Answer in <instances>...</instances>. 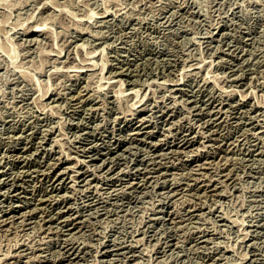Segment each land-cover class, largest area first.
Instances as JSON below:
<instances>
[{
	"label": "rangeland",
	"instance_id": "374dc122",
	"mask_svg": "<svg viewBox=\"0 0 264 264\" xmlns=\"http://www.w3.org/2000/svg\"><path fill=\"white\" fill-rule=\"evenodd\" d=\"M41 2L44 3L42 6ZM105 10L108 11L106 14H104L106 12ZM92 12H96L98 15L95 16L96 13L94 14ZM99 12L103 15L101 16ZM90 13L94 14V16L91 14L90 17H88ZM80 17L83 20L79 19ZM80 20L83 23H80ZM98 21H102L100 22L101 24H99ZM39 22L46 23H44V32L47 29L49 35L47 32H43L44 34H33L29 35V37L24 30ZM93 22L96 25L92 24ZM75 25L77 26L73 30V26ZM86 25L90 28L88 27L87 29ZM79 26H82L81 28L84 29L82 33L78 31V29H81ZM16 30L18 32H16ZM85 30L89 31L86 32ZM90 33L91 35H89ZM98 35L100 37H98ZM47 50L50 51L48 52L50 53L48 56L50 57L53 55L52 57L57 63L55 60L51 61L52 57L49 58L47 56V52L45 53ZM54 50L58 52L55 53ZM59 51H61V53ZM90 51L94 55H92ZM85 52L90 56L87 57L88 55ZM52 53H58L59 59H56L55 55ZM92 59L94 60V64L92 63ZM78 64L81 65V68H87V64H93L92 67L89 66V69L91 67L90 70L93 72L87 70L88 73L87 71L83 72L79 77L75 75L70 76L69 73L73 72L72 67H74V69L75 67L79 68L80 65ZM71 65L72 67H69ZM70 68L71 70H69ZM57 69H59V72ZM66 72L69 73L67 74ZM87 74L91 77H86L88 76ZM49 76L50 78H48ZM62 77L64 80L68 79L69 81H64ZM103 77H106L104 81ZM155 77H157V79ZM113 78H117V81ZM109 80L112 81L110 82ZM163 80L165 81L161 82ZM147 81L151 83V88H149V83ZM77 82L79 83L77 84ZM166 82L168 84H166ZM83 83H85L84 85L86 88ZM106 83L108 84L105 87L104 85ZM146 83L148 85H146ZM116 84L119 88L115 86ZM158 84L163 85V88ZM101 85L104 89H102L103 87H99L100 89L97 87ZM157 85L158 88H156ZM109 87H113L114 89ZM115 88L119 89V91ZM181 90H183V92ZM46 91L48 92L45 94ZM61 91H64V93ZM113 91L114 93L118 92V94L121 91L122 95L120 93L119 95L117 94V96ZM136 91H139L138 95H134ZM215 92L217 93L216 95ZM87 93H89V98L87 97ZM44 94L47 96L44 97ZM74 94L76 95L73 97ZM141 94L144 97H141ZM221 94L223 96H221ZM125 95L128 96L126 97ZM68 96H71L70 99ZM53 98L54 101H52ZM139 98L141 99V103H139L140 100L137 101ZM205 99L206 101H204ZM75 100L77 102H81L82 100L83 104L82 102H79L80 105L76 104ZM180 100L182 101L181 103ZM51 101L55 103V106ZM136 101L137 103H135ZM57 103L60 104L58 105ZM174 103L175 106H173ZM43 104L44 107H42ZM48 104H52V106L50 107ZM181 104L183 106H181ZM184 104H186L185 107ZM219 104L222 105L220 106ZM198 105L200 106L198 107ZM83 106H86V109ZM91 106L94 107L93 110ZM117 106L121 108L120 112ZM191 106L194 107V109H192ZM80 107H82V109ZM162 107L165 109L163 110ZM217 107L219 109H217ZM43 108H45V110ZM68 108L69 110H67ZM130 109H132L134 113L136 111L135 115L130 112L126 113L128 110L131 111ZM161 110L165 112L161 113ZM47 111H49L50 114H48L49 112ZM88 111L90 112L88 113ZM33 114L35 115L34 117H32ZM130 114L133 115L130 117ZM72 115L74 116L72 117ZM87 116L88 119H86ZM144 116H147V119L144 118ZM148 116H151V118ZM156 116L158 117L155 118ZM174 119H176V121H172ZM48 120L49 123L51 122L50 124ZM80 121H82V123H80ZM84 122L86 124H84ZM151 123L154 125H151ZM170 123L173 124L168 126V130L165 126H167V124L170 125ZM75 124L78 125L76 126ZM125 124L126 126H124ZM50 125H52L53 128ZM112 127H114V130ZM154 128L155 130H152ZM161 128H164V130ZM187 128L189 130H187ZM134 129L137 130L135 131ZM120 130L124 131L122 132ZM167 131H169L170 134ZM43 132L47 133L44 134ZM91 132H93L94 135ZM18 133L19 137H16ZM78 133L80 137H78ZM42 134L45 140L42 139ZM168 134L169 136H166ZM193 134H195V136ZM163 135L165 136L163 137ZM159 136H161V138ZM142 137L144 140H142ZM54 139L56 141H54ZM149 140H151V143ZM54 142L58 143V146H56ZM3 143H5V145ZM1 144H3V147ZM60 147L61 151L59 150ZM159 147L162 149V152ZM175 147L178 148L176 149ZM21 148L23 149L21 150ZM65 148L69 152L65 150ZM109 148L114 149L111 150ZM149 149L150 152L148 151ZM178 149L181 150L179 151ZM128 150L130 151L127 152ZM65 151L68 155L64 153ZM103 151L104 153H102ZM133 151L134 153H131ZM160 153L161 156L163 155L162 157ZM52 154L54 155L52 156ZM68 156L70 157L69 159ZM110 158H113L114 161ZM0 159V219L5 216V224L4 221L2 223L0 222V257L2 256L0 259L3 260H0V264H264V0H0ZM154 159L157 160L155 161ZM47 160L49 161L47 162ZM61 160L62 162H60ZM100 161H102V164L99 163ZM206 161L208 163H206ZM123 162H125V164ZM45 163H48V167L44 166L46 165ZM55 163L57 164L56 166L53 165ZM90 166L93 167L91 168ZM155 166L157 168H155ZM19 168L21 170H19ZM90 168L94 169L91 170ZM132 168H135V170ZM32 171L35 173L33 174ZM160 171H163L164 174ZM24 172L26 174H23ZM115 172L118 174H115ZM121 172H124L122 176ZM156 173H160L161 175L159 174L158 176ZM69 174H72V177ZM67 175L71 177V180ZM118 175L120 177H118ZM124 178L127 179L125 180ZM159 179H161V181ZM154 180H158L159 182ZM87 181L88 184L86 183ZM130 182L132 183L129 184ZM72 183L74 184L72 185ZM78 183L81 184L79 185ZM214 184L216 185L215 187ZM71 185L75 190L73 187L71 188ZM94 186L97 187L95 191ZM4 187H6V189ZM118 187L120 190H118ZM144 188L145 190H143ZM129 190L131 191L128 194ZM63 191L66 195L63 194ZM107 191H109L110 194L107 193ZM141 192H145V195ZM99 193H101L102 196ZM106 193L107 195H105ZM182 193H184V195ZM59 194H63L64 196ZM54 195L57 196V198ZM67 195L69 197H66ZM24 198L26 201H24ZM40 198H43V200H40ZM24 202L26 204H23ZM111 202L114 204H111ZM74 205L76 206L74 207ZM35 207L37 208L36 210ZM89 209L93 211L91 210V212H89ZM170 209H174V211ZM176 209L178 212H176ZM1 210H3V212ZM67 211L69 213H67ZM94 211L98 213L96 212L97 214L95 215ZM40 212L42 214H40ZM18 213L21 215L19 216ZM24 213L27 215L25 214L24 216ZM189 215L191 217H189ZM87 216H89V218ZM39 217L42 218L40 219ZM64 217H67V219ZM6 218L8 221H6ZM178 218L180 220H178ZM57 219H60L59 223ZM14 220L15 222H13ZM55 220L57 222H55ZM169 220H171L170 222L173 224H171ZM38 221H41L42 224L40 222L38 223ZM61 222L63 223L62 226ZM14 224H16V230L14 229ZM147 226L149 228H146ZM81 229H83L82 232ZM35 230L37 232H35ZM26 234H29L28 236L30 237H28L27 240ZM30 234L33 236H30ZM72 234L74 235L72 236ZM138 237L141 238V241ZM20 238L23 239L25 243ZM64 238L67 239L65 240ZM18 241L19 243H17ZM30 242H32L33 245L31 243L30 246H28ZM26 243H28V245ZM129 243H132L134 246L132 244L131 246ZM21 244L27 245L26 248ZM73 245L74 247H71ZM135 245L137 246L135 247ZM19 247L22 248L20 249ZM32 247H38V249H33L32 251ZM69 249L71 250L69 251ZM13 251L16 252V254ZM25 251L27 254H25ZM2 253L3 255H1ZM10 254H12V256ZM36 254L37 257H39L34 259L36 258ZM41 254L43 255L41 256ZM13 256H18L19 258H14ZM29 256L32 258L29 259ZM27 258L29 261H32L29 262ZM7 261L8 263H6Z\"/></svg>",
	"mask_w": 264,
	"mask_h": 264
},
{
	"label": "bare ground",
	"instance_id": "6f19581e",
	"mask_svg": "<svg viewBox=\"0 0 264 264\" xmlns=\"http://www.w3.org/2000/svg\"><path fill=\"white\" fill-rule=\"evenodd\" d=\"M46 3H47V2H46ZM42 4H44V3L41 2V6H42ZM45 5H47V4H45ZM50 5H51V4H50ZM50 5H49V6H50ZM41 6H40V7H41ZM50 7H51V6H50ZM55 8H57V7H55ZM50 9H51V8H50ZM52 9H53V8H52ZM57 9H58V8H57ZM60 9H61V8H60ZM105 11H106V12H105L104 14H106V13L108 12L107 10H105ZM92 13L95 14L96 12H92ZM92 13H90L88 17H90V15H91ZM99 13H101V12H99ZM53 14H54V13H53ZM94 14H92V15L94 16ZM97 15H98V14L96 13L95 16H97ZM100 15L102 16L103 14L101 13ZM100 15H99V16H100ZM109 15H110V14H109ZM53 16H54V15H53ZM53 18H56V17H53ZM53 18H52V20H53ZM91 18H92V16H91ZM37 19H38V18H37ZM79 19L83 20L81 17H80ZM85 19H87V18H85ZM88 19H89V18H88ZM38 20H39V19H38ZM41 20H42V19H41ZM41 20H40V21H41ZM45 20H47V19H45ZM50 20H51V19H50ZM50 20H49V21H50ZM54 20H55V19H54ZM81 20H80V23L82 22ZM93 20H94V19H93ZM93 20H92V21H93ZM98 20H99V19H98ZM100 20H101V19H100ZM106 20H107V19H106ZM35 21H36V18H35ZM47 21H48V20H47ZM77 21H78V19H77ZM96 21H97V20H96ZM42 22H43V21H42ZM89 22H91V21H89ZM98 22H99V21H98ZM100 22H102V21H100ZM100 22H99V24H101ZM44 23H45V22H44ZM44 23H41V22L36 23V24H34V25H31L30 27H28V28L25 29L24 31L26 32V34H27L28 36H29V35H33V34H42V33L44 32V29H45V28H44V27H45V26H44ZM49 23H50V22H49ZM51 23H52V21H51ZM77 23H78V22H77ZM82 23H83V22H82ZM45 24H46V23H45ZM47 24H48V23H47ZM85 24H86V23H85ZM90 24H91V23H90ZM90 24H89V25H90ZM92 24H95V23L93 22ZM99 24H98V25H99ZM102 24H105V23H102ZM80 25H81V24H80ZM95 25H96V24H95ZM98 25H97V26H98ZM221 25H222V24H221ZM76 26H77V25L73 26V27H74L73 30L76 28ZM86 26H87V29H88L89 26H88V25H86ZM25 27H26V25H25ZM47 27H48V25H47ZM81 27H82V26H81ZM81 27L79 26V28H81ZM221 27H222V26H221ZM71 28H72V27H71ZM84 28H85V27H84ZM89 28H90V27H89ZM21 29H22V26H21ZM77 29H78V28H77ZM81 29H82V30H81ZM81 29H80V30L78 29L79 33H80V32L82 33V32L84 31L83 28H81ZM87 29H86V30H87ZM49 30H50V28H49ZM86 30H85V31H86ZM89 30H90V29H89ZM89 30H88V31H89ZM22 31H23V30H22ZM75 31H76V30H75ZM88 31H86V32H88ZM16 32H18V31L16 30ZM25 32H24V34H25ZM45 32H47V29H46ZM45 32H44V33H45ZM44 33H43V34H44ZM47 33H48V32H47ZM101 33H102V32H101ZM22 34H23V33H22ZM24 34H23V35H24ZM48 35H49V33H48ZM48 35H47V36H48ZM89 35H91V33H90ZM92 35H93V36H96L97 33H96V35H94V34H92ZM43 36H44V35H43ZM43 36H41V37H43ZM74 36H75V35H74ZM77 36H78V34H77ZM93 36H92V37H93ZM29 37H30V36H29ZM44 37H45V36H44ZM98 37H100V36L98 35ZM101 37H102V36H101ZM32 38H33V37H32ZM37 38H38V35H37ZM80 38H81V37H80ZM96 38H97V37H96ZM28 39H30V38H28ZM28 39H26V40H28ZM31 40H32V39H31ZM36 40H37V39H36ZM30 42H31V41H30ZM34 42H35V41H34ZM37 42H38V41H37ZM30 44H31V43H30ZM26 45H27V43H26ZM53 48H54V47H53ZM53 48H52V49H53ZM55 48H56V47H55ZM81 48H82V47H81ZM56 49L59 50L58 48H56ZM79 49H80V48H79ZM57 50H56V51L54 50V52H55V53L58 52ZM52 51H53V50H52ZM78 51H79V50H78ZM87 51H88V50H87ZM46 52H47V56H48V54H50V53H48V52H50V51L47 50V51H45V53H46ZM59 52L61 53V51H59ZM67 52H68V51H67ZM67 52H66V53H67ZM90 52H91V51H90ZM60 53H59V54H60ZM85 53L88 55L87 52H85ZM91 53H92V52H91ZM52 54H54V53H52ZM63 54H65V53H63ZM83 54H84V53H83ZM89 54H90V53H89ZM54 55H55L56 59L59 57L58 53H57V54H54ZM92 55H94V54L92 53ZM92 55H91V56H92ZM52 56H53V55H52ZM52 56H50V57H52ZM89 56H90V55H88L87 57H89ZM48 57H49V56H48ZM48 57H47V58H48ZM50 57H49V58H50ZM55 57H54V58H55ZM65 57H66V56H65ZM68 57H69V56H68ZM68 57H67V58H68ZM82 57H83V56H82ZM84 57H85V56H84ZM91 58H93V57H91ZM51 59H52V60H51ZM51 59H50L51 61L55 60V59H53V57H52ZM58 59H59V58H58ZM63 59H64V58H63ZM82 59H83V58H82ZM82 59H81V60H82ZM84 59L86 60V57H85ZM84 59H83V60H84ZM83 60H82V61H83ZM87 60L90 61L89 59H87ZM92 60H93V59H92ZM92 60H91V61H92ZM58 61H59V60H58ZM63 61H64V60H63ZM63 61H62V63H63ZM69 61H70V60H69ZM82 61H80V62H82ZM55 62H56V60H55ZM65 62H66V61H65ZM56 63H57V62H56ZM58 63H59V62H58ZM82 63H83V62H82ZM92 63L94 64V60H93ZM65 64H66V63H65ZM80 64H81V63H80ZM80 64H78V65H80ZM93 64H91V65H90V64H87V65H88L87 68H86V67L81 68V65H80L79 68H76V67H75V69H74V67H72V65H71V66H69V67H72V69H73L72 71H73V72H72V73H69V72H68V73H69L70 76L75 75L76 77H77V76L79 77V75H80L81 73L86 72L87 70H90L91 67L93 66ZM60 65H61V64H60ZM67 65H69V64H67ZM78 65H77V66H78ZM53 66H54V64H53ZM63 66H64V65H63ZM75 66H76V65H75ZM83 66H84V65H83ZM83 66H82V67H83ZM89 66H91L90 69H89ZM58 67H59V66H58ZM56 68H57V67H56ZM93 68H94V67H93ZM93 68H92V69H93ZM54 69H55V68H54ZM59 69H60V67H59ZM59 69H57V71H58ZM61 69H62V68H61ZM63 70H64V69H63ZM66 70H68V69H66ZM69 70H71V68H70ZM121 70H122V69H121ZM121 70H120V71H121ZM52 71H54V70H52ZM52 71H51V72H52ZM57 71H56V72H57ZM61 71H62V70H61ZM90 71H91V70H90ZM109 71H110V69H109ZM116 71H117V70H116ZM51 72H50V73H51ZM56 72H55V73H56ZM58 72H59V71H58ZM91 72H93V71H91ZM50 73H49V74H50ZM52 73H53V72H52ZM66 73H67V72H66ZM68 73H67V74H68ZM87 73H88V71H87ZM110 73H111V72H110ZM113 73H114V72H113ZM113 73H112V74H113ZM56 74H57V73H56ZM56 74H55V75H56ZM60 74H61V73H60ZM89 74H90V72H89ZM95 74H96V73H95ZM114 74H116V73H114ZM119 74H120V73H119ZM64 75H66V74H64ZM87 75H88V74H87ZM90 75H91V74H90ZM90 75H88V76H86V77H91ZM104 75H105V74H104ZM110 75H111V74H110ZM117 75H118V74H117ZM51 76H52V75H51ZM53 76H54V74H53ZM57 76H58V75H57ZM62 76H63V75H62ZM54 77H55V76H54ZM106 77H107V76H106ZM106 77H103V78H104L103 81L106 79ZM116 77H117V76H116ZM159 77H160V76H159ZM48 78H50V76H49ZM58 78H59V77H58ZM60 78H61V77H60ZM64 78H65V77H64ZM67 78H68V76H67ZM72 78H73V77H72ZM101 78H102V77H101ZM109 78H110V77H109ZM155 78L157 79V77H155ZM62 79H63V77H62ZM76 79H77V78H76ZM76 79H75V80H76ZM111 79H112V78H111ZM113 79L116 80L117 78H113ZM163 79H165V78H163ZM63 80H64V79H63ZM65 80H68V79H65ZM65 80H64V81H65ZM73 80H74V79H73ZM86 80H88V79H86ZM152 80H153V79H152ZM152 80H150V81H152ZM160 80H161V79H160ZM160 80H158V81H160ZM68 81H69V80H68ZM76 81H77V80H76ZM84 81H85V80H84ZM88 81H89V80H88ZM88 81H87V83H88ZM106 81H107V80H106ZM106 81H105V82H106ZM109 81H110V80H109ZM109 81H108V82H109ZM111 81H112V80H111ZM111 81H110V82H111ZM113 81H114V80H113ZM116 81H117V80H116ZM158 81H155V82H158ZM164 81H165V80H163V81H161V82H164ZM170 81H171V80H170ZM173 81H174V80H173ZM176 81H178V80H176ZM82 82H83V80H82ZM85 82H86V81H85ZM147 82H148V81H147ZM152 82H153V81H152ZM155 82H154V83H155ZM161 82H160V83H161ZM167 82H168V81H167ZM167 82H166V84H168ZM178 82H179V81H178ZM178 82H176V83H178ZM75 83H76V82H75ZM78 83H79V82H77V84H78ZM87 83H86V85H87ZM148 83H149V82H148ZM154 83H153V85H154ZM158 83H159V82H158ZM169 83H171V82H169ZM181 83H182V81H181ZM72 84H73V83H72ZM84 84H85V83H83V85H84ZM90 84H91V82H90ZM107 84H108V83H106L104 86L106 87ZM110 84H111V83H110ZM120 84H121V83H120ZM150 84H151V83H149V88H151V87H150ZM156 84H157V83H156ZM156 84H155V85H156ZM161 84H162V83H161ZM163 84H164V83H163ZM66 85H68V84H66ZM70 85H71V84H70ZM73 85H74V84H73ZM81 85H82V84H81ZM81 85H80V86H81ZM121 85H122V84H121ZM146 85H148V84L146 83ZM158 85H159V84H158ZM158 85L156 86V88H158ZM64 86H65V85H64ZM76 86H77V85H76ZM84 86H85V85H84ZM89 86H90V85H89ZM113 86H114V85H113ZM115 86H117V84H116ZM159 86H161V87L163 88V85H159ZM173 86H175V85H173ZM65 87H66V86H65ZM65 87H63V88H65ZM70 87H71V86H70ZM70 87H69V88H70ZM87 87H88V86H87ZM94 87H95V86H94ZM97 87H98V88H99V87L102 88L103 86L101 85V86H97ZM97 87H96V88H97ZM117 87H118V86H117ZM154 87H155V86H154ZM154 87H153V88H154ZM165 87H166V86H165ZM61 88H62V87H61ZM71 88H72V87H71ZM75 88H76V87H75ZM78 88H79V86H78ZM85 88H86V86H85ZM100 88H99V89H100ZM109 88L114 89L113 87H109ZM118 88H119V87H118ZM120 88H121V87H120ZM140 88H141V87H140ZM143 88H144V86H143ZM156 88H155V89H156ZM159 88H160V87H159ZM167 88H168V87H167ZM177 88H178V87H177ZM91 89H92V87H91ZM91 89H90V90H91ZM93 89H95V88H93ZM102 89H104V87H103ZM102 89H101V90H102ZM115 89H116V88H115ZM131 89H132V88H131ZM131 89H129V90H131ZM144 89H145V88H144ZM168 89H169V88H168ZM77 90H78V89H77ZM77 90H76V91H77ZM79 90H80V89H79ZM83 90H84V89H83ZM85 90H86V89H85ZM96 90H97V89H96ZM105 90H106V89H105ZM116 90L119 91V89H116ZM116 90H114V91H116ZM120 90H121V89H120ZM123 90H124V89H123ZM123 90H122V93H123ZM126 90H127V89H126ZM135 90H136V89H135ZM138 90H139V89H138ZM145 90H146V89H145ZM145 90H144V91H145ZM157 90H158V89H157ZM162 90H165V89H162ZM171 90H172V89H171ZM48 91H49V90H48ZM48 91H46L45 94H46ZM56 91H57V90H56ZM81 91H82V89H81ZM87 91H88V90H87ZM114 91H113V93H114ZM124 91H125V90H124ZM131 91H132V90H131ZM154 91H155V90H154ZM154 91H153V92H154ZM159 91H160V90H159ZM181 91L183 92V90H181ZM51 92H52V91H51ZM53 92H55V91H53ZM61 92H62V91H61ZM89 92H90V91H89ZM96 92H97V91H96ZM96 92H95V93H96ZM138 92H139V91H136L134 95H136V94L138 95ZM174 92H175V91H174ZM219 92H220V91H219ZM57 93H58V92H57ZM57 93H56V95H57ZM62 93H64V91H63ZM74 93H75V92H74ZM79 93H81V92H79ZM95 93H94V95H95ZM100 93H101V92H100ZM108 93H109V92H108ZM111 93H112V91H111ZM120 93H121V91H120ZM120 93H119V94H120ZM122 93H121V95H122ZM129 93H130V92H129ZM144 93H145V92H144ZM150 93H151V90H150ZM168 93H169V92H168ZM168 93H165V94H168ZM185 93H186V92H185ZM45 94H44V97L47 96V95H45ZM76 94H77V93H76ZM76 94H74L73 97H74ZM88 94H89V93H87V97L89 96ZM98 94H99V92H98ZM98 94H97V95H98ZM105 94H106V93H105ZM114 94L117 95L118 92H117V93H114ZM114 94H112V95H114ZM119 94H118V95H119ZM123 94H124V93H123ZM130 94H131V93H130ZM130 94H129V95H130ZM132 94H133V93H132ZM142 94H143V93H142ZM142 94H141V97L144 95V94H143V95H142ZM145 94H146V93H145ZM148 94H149V91H148ZM181 94H182V93H181ZM213 94H214V93H213ZM216 94H217V93L215 92V95H216ZM218 94H219V93H218ZM223 94H224V93H223ZM64 95H65V94H64ZM64 95H63V96H64ZM69 95H70V94H69ZM77 95H78V94H77ZM106 95H107V94H106ZM116 95H115V96H116ZM118 95H117V96H118ZM172 95H173V94H172ZM172 95H171V96H172ZM174 95H175V94H174ZM189 95H190V94H189ZM210 95H211V94H210ZM52 96H53V95H52ZM57 96H58V95H57ZM59 96L61 97L60 94H59ZM125 96H126V95H125ZM127 96H128V95H127ZM127 96H126V97H127ZM144 96H146V95H144ZM144 96H143V97H144ZM147 96H148V95H147ZM152 96H153V95H152ZM164 96H165V95H164ZM164 96H163V97H164ZM167 96H170V95H167ZM180 96H183V95H180ZM218 96H219V95H218ZM221 96H223V95L221 94ZM53 97H54V96H53ZM60 97H59V99H60ZM68 97H69V96H68ZM70 97H71V96H70ZM70 97H69V99H70ZM73 97H72V98H73ZM76 97H77V96H76ZM87 97H86V98H87ZM97 97H98V96H97ZM103 97H104V96H103ZM130 97H131V95H130ZM132 97H133V95H132ZM138 97H139V96H138ZM156 97H157V96H156ZM159 97H160V96H159ZM172 97H174V96H172ZM172 97H171V98H172ZM48 98H49V97H48ZM54 98H55V97H54ZM54 98H53L52 101H54ZM77 98H78V97H77ZM88 98H89V97H88ZM91 98H92V97H91ZM149 98H150V96H149ZM151 98H152V97H151ZM161 98H162V97H161ZM167 98H168V97H167ZM174 98H175V97H174ZM22 99H23V98H22ZM69 99H68V101H69ZM98 99H99V98H98ZM116 99H117V97H116ZM136 99H137V98H136ZM136 99H135V100H136ZM164 99H165V97H164ZM180 99H184V98H180ZM209 99H210V98H209ZM211 99H212V98H211ZM213 99H214V98H213ZM223 99H224V98H223ZM20 100H21V99H20ZM49 100H50V99H49ZM61 100H62V99H61ZM65 100H66V97H65ZM91 100H92V99H91ZM95 100H96V98H95ZM99 100H100V99H99ZM139 100H140V101H139ZM174 100H175V99H174ZM187 100H189V99H187ZM191 100H192V99H191ZM191 100H190V101H191ZM193 100H194V99H193ZM52 101H51V102H52ZM56 101H57V100H56ZM66 101H67V100H66ZM75 101H76V100H75ZM100 101H101V100H100ZM111 101H112V99H111ZM113 101H115V100H113ZM117 101H118V100H117ZM137 101H139V103H141V99H140V98H139ZM137 101H136L135 103H137ZM146 101H147V100H146ZM155 101H156V100H155ZM164 101H165V100H164ZM204 101H206V99H205ZM222 101H223V100H222ZM222 101H221V102H222ZM60 102H61V101H60ZM79 102H80V101H78V102L76 101V104H79V105H80V103L82 102V100H81L80 103H79ZM93 102H94V101H93ZM98 102H99V101H98ZM103 102H104V101H103ZM149 102H150V101H149ZM181 102H182V101L180 100V103H181ZM184 102H185V101H184ZM207 102H208V101H207ZM218 102H219V101H218ZM221 102H220V103H221ZM42 103H43V102H42ZM47 103H48V102H47ZM64 103H65V102H64ZM66 103H68V102H66ZM133 103H134V102H133ZM133 103H132V104H133ZM139 103H138V104H139ZM152 103H153V102H152ZM152 103H151V104H152ZM162 103H163V102H162ZM168 103H169V101H168ZM185 103H187V102H185ZM214 103H215V102H214ZM52 104H54V106H55V103L52 102ZM52 104H48V106L51 107ZM57 104H58V103H57ZM59 104H60V103H59ZM59 104H58V105H59ZM68 104H70V103H68ZM73 104H74V102H73ZM73 104H72V105H73ZM82 104H83V102H82ZM84 104H85V103H84ZM99 104H100V103H99ZM101 104H102V103H101ZM103 104H105V103H103ZM113 104H114V103H113ZM132 104H131V105H132ZM176 104H177V100H176ZM178 104H179V100H178ZM190 104H191V103H190ZM205 104H206V103H205ZM45 105H46V104H45ZM61 105H62V104H61ZM115 105H116V104H115ZM139 105H140V104H139ZM159 105H160V104H159ZM171 105H172V104H171ZM192 105H193V104H192ZM196 105H197V104H196ZM196 105H195V106H196ZM200 105H201V104H200ZM200 105H198V107H199ZM203 105H204V104H203ZM212 105H213V104H212ZM219 105L221 106L222 104H219ZM64 106H65V104H64ZM67 106H68V105H67ZM67 106H66V107H67ZM70 106H71V105H70ZM74 106H75V105H74ZM89 106H90V105H89ZM100 106H101V105H100ZM118 106H120V105H118ZM118 106H117V107H118ZM134 106H136V105H134ZM143 106H144V105H143ZM161 106H162V105H161ZM165 106H166V105H165ZM173 106H175V103H174ZM181 106H183V105L181 104ZM185 106H186V104H184V107H185ZM207 106H208V105H207ZM213 106H214V105H213ZM220 106H218V107H220ZM42 107H44V104H43ZM83 107L85 108L86 106H83ZM87 107H88V106H87ZM91 107H92V106H91ZM107 107H109V106H107ZM131 107H132V106H131ZM141 107H142V106H141ZM147 107H148V105H147ZM184 107H183V108H184ZM191 107H192V106H191ZM191 107H190V108H191ZM198 107H197V108H198ZM218 107H217V109H219ZM61 108H63V107H61ZM78 108H79V106H78ZM80 108L82 109V107H80ZM89 108H90V107H89ZM93 108H94V107H92V110H93ZM95 108H96V107H95ZM103 108L106 109L105 107H103ZM118 108H119V107H118ZM118 108H117V109H118ZM133 108H135V107H133ZM143 108H144V107H143ZM148 108H149V107H148ZM162 108H163V107H162ZM172 108H173V107H172ZM213 108H215V107H213ZM220 108H221V107H220ZM43 109L45 110V108H43ZM48 109H49V107H48ZM55 109H56V108H55ZM59 109H60V108H59ZM63 109H64V108H63ZM71 109H72V108H71ZM73 109H74V108H73ZM85 109H86V108H85ZM100 109H101V107H100ZM120 109H121V108H119V112H120ZM135 109H136V108H135ZM157 109H158V108H157ZM164 109H165V108H163V110H164ZM166 109H167V108H166ZM179 109H180V108H179ZM188 109H189V108H188ZM192 109H194V107H192ZM201 109H202V108H201ZM50 110H52V109H50ZM60 110H61V109H60ZM67 110H69V108H68ZM83 110H84V109H83ZM83 110H80V111H83ZM87 110H88V109H87ZM89 110H90V109H89ZM130 110L132 111V109H130ZM146 110H147V109H146ZM150 110H152V109H150ZM150 110H149V111H150ZM153 110H154V109H153ZM170 110H171V108H170ZM174 110H175V109H174ZM198 110H199V109H198ZM198 110H197V111H198ZM212 110H213V109H212ZM212 110H211V111H212ZM220 110H221V109H220ZM225 110H226V109H225ZM34 111H35V110H34ZM37 111H38V110H37ZM42 111H43V110H42ZM64 111H66V110L64 109ZM72 111H73V110H72ZM101 111H102V110H101ZM104 111H105V110H104ZM106 111H107V110H106ZM121 111H122V110H121ZM123 111H124V110H123ZM131 111L128 110V111H126V113H127V112L134 113L133 111H132V112H131ZM159 111H160V110H159ZM161 111H162V110H161ZM179 111H180V110H179ZM216 111H217V110H216ZM35 112H36V111H35ZM47 112H49V111H47ZM56 112H57V111H56ZM73 112H74V111H73ZM83 112H84V111H83ZM89 112H90V111H88V113H89ZM95 112H96V111H95ZM102 112H103V111H102ZM119 112H118V113H119ZM163 112H165V111H162L161 113H163ZM168 112H169V111H168ZM171 112H172V111H171ZM212 112H213V111H212ZM33 113H34V112H33ZM51 113H54V112H51ZM66 113H67V112H66ZM69 113H70V111H69ZM123 113H125V112H123ZM123 113H121V114H123ZM126 113H125V114H126ZM135 113H136V111H135ZM135 113H134V115H135ZM150 113H151V112H150ZM152 113H153V112H152ZM169 113H170V112H169ZM173 113H174V111H173ZM173 113H172V114H173ZM198 113H199V112H198ZM200 113H201V112H200ZM208 113H209V112H208ZM216 113H217V112H216ZM218 113H219V112H218ZM224 113H225V112H224ZM224 113H223V114H224ZM36 114H37V112H36ZM48 114H50V112H49ZM48 114H47V115H48ZM57 114H58V113H57ZM59 114H60V112H59ZM59 114H58V115H59ZM86 114H87V112H86ZM86 114H85V115H86ZM91 114H92V113H91ZM128 114H129V113H128ZM213 114H214V113H213ZM225 114H226V113H225ZM44 115H45V113H44ZM44 115H43V116H44ZM52 115H53V114H52ZM52 115H50V116H52ZM54 115H55V114H54ZM68 115H69V114H68ZM93 115H94V114H93ZM99 115H100V112H99ZM99 115H98V116H99ZM115 115H117V114H115ZM131 115H133V114H130V117H131ZM140 115H141V114H140ZM147 115H148V114H147ZM152 115H153V114H152ZM155 115H156V114H155ZM218 115H219V114H218ZM227 115H228V114H227ZM34 116H35V115L33 114L32 117H34ZM40 116H42V115H40ZM40 116H39V117H40ZM73 116H74V115H72V117H73ZM117 116H118V115H117ZM120 116H121V115H120ZM125 116H126V115H125ZM125 116H123V117H125ZM128 116H129V115H128ZM153 116H154V115H153ZM153 116H152V117H153ZM167 116H168V115H167ZM169 116H170V115H169ZM171 116H172V115H171ZM173 116H175V115H173ZM212 116H213V115H212ZM214 116H215V115H214ZM216 116H217V115H216ZM221 116H222V115H221ZM45 117H46V116H45ZM69 117H70V116H69ZM75 117H76V116H75ZM82 117H83V116H82ZM123 117H122V118H123ZM148 117L151 118V116H148ZM157 117H158V116H156L155 118H157ZM164 117H165V116H164ZM204 117H205V116H204ZM210 117H211V116H210ZM222 117H223V116H222ZM222 117H221V118H222ZM227 117H228V116H227ZM227 117H226V118H227ZM61 118H63V117H61ZM118 118H119V117H118ZM144 118L147 119V116H146V117L144 116ZM202 118H203V117H202ZM214 118H215V117H214ZM214 118H213V119H214ZM218 118H219V117H218ZM218 118H217V119H218ZM221 118H220V119H221ZM226 118H225V120H226ZM10 119H11V118H10ZM38 119H39V118H38ZM43 119H44V118H43ZM49 119H50V117H49ZM72 119H73V118H72ZM79 119H80V118H79ZM86 119H88V116H87ZM129 119H130V118H129ZM140 119H141V117H140ZM142 119H143V118H142ZM172 119H173V118H172ZM177 119H178V118H177ZM208 119H209V118H208ZM211 119H212V118H211ZM6 120H7V119H6ZM12 120H13V119H12ZM125 120H126V119H125ZM127 120H128V119H127ZM148 120H149V119H148ZM151 120H152V119H151ZM170 120H171V118H170ZM170 120H169V121H170ZM186 120H187V118H186ZM223 120H224V119H223ZM13 121H14V120H13ZM38 121H40V120H38ZM62 121H63V120H62ZM68 121H69V120H68ZM70 121H71V120H70ZM78 121H79V120H78ZM91 121H92V120H91ZM117 121H118V119H117ZM119 121H120V120H119ZM133 121H134V120H133ZM137 121H138V120H137ZM139 121H140V120H139ZM154 121H155V120H154ZM154 121H153V122H154ZM162 121H163V120H162ZM172 121H176V119H174V120H172ZM177 121H178V120H177ZM179 121H180V120H179ZM207 121H208V120H207ZM210 121H211V120H210ZM227 121H228V120H227ZM3 122H4V120H3ZM14 122H15V121H14ZM85 122H87V121H85ZM85 122H84V124H86ZM92 122H93V121H92ZM103 122H104V121H103ZM113 122H114V121H113ZM115 122H116V120H115ZM148 122H149V121H148ZM167 122H168V121H167ZM223 122H224V121H223ZM223 122H222V123H223ZM8 123H9V122H8ZM21 123H22V122H21ZM24 123H25V122H24ZM26 123H27V120H26ZM44 123H45V120H44ZM48 123H49V120H48ZM50 123H51V122H50ZM50 123H49V124H50ZM71 123H72V121H71ZM77 123H78V122H77ZM80 123H82V121H80ZM88 123H89V121H88ZM105 123H106V122H105ZM134 123H135V122H134ZM138 123H140V122H138ZM155 123H156V122H155ZM175 123H176V122H175ZM72 124H73V123H72ZM114 124H115V123H114ZM114 124H113V125H114ZM135 124H136V123H135ZM141 124H142V123H141ZM152 124H153V123H151V125H152ZM162 124H164V123H162ZM171 124H173V123H170V125L167 124V126H165V127L168 129V126H171ZM10 125H11V124H10ZM13 125H14V124H13ZM13 125H12V126H13ZM23 125H25V124H23ZM29 125H30V124H29ZM42 125H43V124H42ZM42 125H41V126H42ZM53 125H54V124H53ZM58 125H59V124H58ZM58 125H57V126H58ZM62 125H63V124H62ZM64 125H65V124H64ZM66 125H67V124H66ZM75 125H76V124H75ZM77 125H78V124H77ZM77 125H76V126H77ZM96 125H97V124H96ZM117 125H118V124H117ZM153 125H154V124H153ZM155 125H156V124H155ZM215 125H216V123H215ZM32 126H33V125H32ZM43 126H44V125H43ZM46 126H47V125H46ZM46 126H45V127H46ZM50 126H52V125H50ZM55 126H56V125H55ZM55 126H54V127H55ZM80 126H81V125H80ZM88 126H89V125H88ZM119 126H120V125H119ZM124 126H126V124H125ZM132 126H133V125H132ZM141 126H142V125H141ZM173 126H174V125H173ZM175 126H176V125H175ZM189 126H190V125H189ZM9 127H10V126H9ZM9 127H8V128H9ZM23 127H24V126H23ZM48 127H49V126H48ZM60 127H61V126H60ZM73 127H74V126H73ZM86 127H87V126H86ZM100 127H101V126H100ZM105 127H106V126H105ZM116 127H118V126H116ZM139 127H140V126H139ZM147 127H148V126H147ZM155 127H156V126H155ZM180 127H182V126H180ZM185 127H186V126H185ZM14 128H15V127H14ZM50 128H51V127H50ZM52 128H53V126H52ZM83 128H84V127H83ZM83 128H82V130H83ZM90 128H91V127H90ZM113 128H114V127H112V129H113ZM122 128H123V127H122ZM136 128H137V127H136ZM190 128H191V126H190ZM20 129H21V128H20ZM23 129H24V128H23ZM96 129H97V128H96ZM101 129H102V128H101ZM123 129H125V128H123ZM129 129H130V128H129ZM137 129H138V128H137ZM137 129H136V130H137ZM157 129H158V128H157ZM161 129H162V128H161ZM161 129H160V130H161ZM167 129H166V130H167ZM176 129H177V128H176ZM184 129H185V128H184ZM6 130H7V129H6ZM8 130H9V129H8ZM34 130H35V129H34ZM48 130H50V129H48ZM58 130H59V129H58ZM77 130H78V129H77ZM113 130H114V129H113ZM134 130H135V129H134ZM136 130H135V131H136ZM152 130H155V128L152 129ZM162 130H164V128H163ZM168 130H169V129H168ZM179 130H181V129H179ZM187 130H189V129L187 128ZM187 130H186V131H187ZM9 131H10V130H9ZM29 131H30V130H29ZM85 131H86V130H85ZM89 131H90V130H89ZM93 131H94V130H93ZM98 131H99V130H98ZM98 131H97V132H98ZM111 131H112V130H111ZM120 131H122V130H120ZM123 131H124V130H123ZM123 131H122V132H123ZM125 131H126V130H125ZM127 131H128V130H127ZM129 131H130V130H129ZM135 131H134V132H135ZM138 131H139V129H138ZM186 131H185V132H186ZM4 132H5V131H4ZM25 132H26V131H25ZM25 132H24V133H25ZM34 132H35V131H34ZM41 132H42V131H41ZM50 132H51V131H50ZM50 132H49V133H50ZM52 132H53V131H52ZM82 132H83V131H82ZM82 132H81V133H82ZM151 132H152V131H151ZM160 132H161V131H160ZM167 132H169V131H167ZM187 132H188V131H187ZM211 132H212V131H211ZM24 133H23V134H24ZM39 133H40V132H39ZM43 133H44V132H43ZM46 133H47V132H46ZM46 133H44V134H46ZM54 133H55V131H54ZM85 133H87V132H85ZM91 133L93 134V132H91ZM109 133H111V132H109ZM124 133H125V132H124ZM130 133H131V131H130ZM137 133H138V132H137ZM156 133H157V132H156ZM164 133H165V132H164ZM172 133H173V131H172ZM172 133H171V134H172ZM175 133H176V132H175ZM180 133H181V132H180ZM189 133H190V132H189ZM21 134H22V133H21ZM26 134H27V133H26ZM34 134H35V133H34ZM40 134H41V133H40ZM78 134H79V133H78ZM83 134H84V132H83ZM88 134H89V133H88ZM96 134H97V133H96ZM98 134H99V133H98ZM102 134H103V133H102ZM112 134H113V133H112ZM149 134H150V133H149ZM169 134H170V132H169ZM169 134L166 135V136H169ZM211 134H212V133H211ZM6 135H7V132H6ZM15 135H16V134H15ZM15 135H14V136H15ZM30 135H31V133H30ZM47 135H48V134H47ZM85 135H86V134H85ZM93 135H94V134H93ZM100 135H101V134H100ZM131 135H132V134H131ZM131 135H130V137H131ZM150 135H151V134H150ZM152 135H153V134H152ZM158 135H159V134H158ZM158 135H157V136H158ZM193 135L195 136V134H193ZM20 136H21V135H20ZM26 136H27V135H26ZM28 136H29V135H28ZM31 136H32V135H31ZM42 136H43L42 139H44L45 137H44L43 134H42ZM50 136H51V135H50ZM91 136H92V135H91ZM154 136H155V135H154ZM154 136H153V137H154ZM164 136H165V135H163V137H164ZM206 136H207V135H206ZM4 137H5V136H4ZM9 137H10V136H9ZM12 137H13V136H12ZM16 137H19V133H18V136H16ZM29 137H30V136H29ZM35 137H36V136H35ZM35 137H34V138H35ZM47 137H48V136H47ZM78 137H80V134H79ZM124 137H125V136H124ZM130 137H129V138H130ZM135 137H136V136H135ZM155 137H156V136H155ZM159 137L161 138V136H159ZM20 138H21V137H20ZM24 138H25V137H24ZM48 138H49V137H48ZM115 138H116V137H115ZM118 138H120V137H118ZM125 138H126V137H125ZM125 138H124V139H125ZM142 138H143V137H142ZM149 138H150V137H149ZM157 138H158V137H157ZM165 138H167V137H165ZM190 138H191V137H190ZM7 139H8V138H7ZM7 139H6V140H7ZM14 139H15V138H14ZM30 139H31V138H30ZM52 139H53V137H52ZM72 139H73V138H72ZM72 139H70V140H72ZM87 139H88V138H87ZM95 139H96V138H95ZM111 139H113V138H111ZM133 139H134V138H133ZM135 139H136V138H135ZM138 139H139V138H138ZM145 139H146V138H145ZM174 139H175V138H174ZM11 140H12V139H11ZM15 140H16V139H15ZM15 140H14V141H15ZM38 140H40V139H38ZM44 140H45V139H44ZM44 140H43V142H44ZM50 140H51V139H50ZM50 140H49V141H50ZM75 140H76V139H75ZM77 140H78V139H77ZM99 140H100V139H99ZM99 140H98V141H99ZM129 140H130V139H129ZM131 140H132V138H131ZM139 140H140V139H139ZM142 140H144V138H143ZM159 140H161V139H159ZM193 140H194V139H193ZM207 140H208V139H207ZM4 141H5V140H4ZM14 141H13V142H14ZM16 141H18V140H16ZM19 141H20V140H19ZM27 141H28V139H27ZM54 141H56V140L54 139ZM89 141H90V140H89ZM132 141H133V140H132ZM149 141H150V143H151V140H149ZM153 141H154V139H153ZM153 141H152V142H153ZM24 142H25V141H24ZM28 142H29V141H28ZM34 142H35V141H34ZM37 142H40V141H37ZM57 142H58V141H57ZM86 142H87V141H86ZM86 142H85V143H86ZM100 142H101V141H100ZM147 142H148V141H147ZM165 142H166V141H165ZM16 143H17V142H16ZM21 143H22V142H21ZM50 143H51V142H50ZM52 143H53V142H52ZM54 143H56V142H54ZM69 143H70V142H69ZM73 143H74V142H73ZM96 143H97V142H96ZM102 143L104 144L103 141H102ZM105 143H106V141H105ZM107 143H108V142H107ZM111 143H112V142H111ZM113 143H114V142H113ZM116 143H117V142H116ZM131 143H133V142H131ZM150 143H148V144H150ZM153 143H154V142H153ZM171 143H172V142H171ZM185 143H186V142H185ZM3 144L5 145V143H3ZM3 144H1V146H2ZM6 144H8V143H6ZM29 144H30V142H29ZM57 144H58V143H56V146H58ZM71 144H72V142H71ZM75 144H76V143H75ZM78 144H79V143H78ZM92 144H93V143H92ZM100 144H101V143H100ZM103 144H101V145H103ZM109 144H110V143H109ZM114 144H115V143H114ZM118 144H120V143H118ZM128 144H129V143H128ZM133 144H134V143H133ZM148 144H147V145H148ZM169 144H170V143H169ZM172 144H173V143H172ZM179 144H180V143H179ZM181 144H182V143H181ZM192 144H193V143H192ZM8 145H9V144H8ZM60 145H62V144H60ZM80 145H81V144H80ZM94 145H95V144H94ZM97 145H98V144H97ZM112 145H113V144H112ZM134 145H136V144H134ZM138 145H139V144H138ZM143 145H145V144H143ZM155 145H156V144H155ZM160 145H161V144H160ZM22 146H23V145H22ZM27 146H28V145H27ZM30 146H31V145H30ZM33 146H34V145H33ZM72 146H76V145H72ZM82 146H83V145H82ZM82 146H81V147H82ZM106 146H107V145H106ZM115 146H116V145H115ZM140 146H141V145H140ZM157 146H158V145H157ZM172 146H173V145H172ZM175 146H178V145H175ZM182 146H183V144H182ZM185 146H186V145H185ZM2 147H3V146H2ZM25 147H26V146H25ZM25 147H24V149H25ZM42 147H43V145H42ZM44 147H45V146H44ZM49 147H51V146H49ZM67 147H68V145H67ZM111 147H113V146H111ZM124 147H125V146H124ZM179 147H180V146H179ZM12 148H13V147H12ZM18 148H19V147H18ZM28 148H29V147H28ZM34 148H35V146H34ZM40 148H41V147H40ZM55 148H56V147H55ZM55 148H54V149H55ZM82 148H84V147H82ZM91 148H92V147H91ZM93 148H94V147H93ZM125 148H126V147H125ZM125 148H124V149H125ZM133 148H134V147H133ZM146 148H147V147H146ZM146 148H145V149H146ZM167 148H168V147H167ZM175 148H176V147H175ZM177 148H178V147H177ZM177 148H176V149H177ZM2 149H3V148H2ZM10 149H11V148H10ZM19 149H20V148H19ZM22 149H23V148H21V150H22ZM49 149H51V148H49ZM63 149H64V147H63ZM68 149H69V148H68ZM70 149H71V148H70ZM79 149H80V148H79ZM105 149H107V148H105ZM109 149H111V148H109ZM112 149H114V148H112ZM112 149H111V150H112ZM121 149H122V148H121ZM128 149H130V148H128ZM141 149H142V148H141ZM145 149H144V150H145ZM159 149H160V147H159ZM164 149H165V148H164ZM164 149H163V150H164ZM44 150H45V148H44ZM51 150H53V149H51ZM55 150H56V149H55ZM59 150L61 151V147H60ZM65 150H67V149L65 148ZM76 150H77V149H76ZM80 150H81V149H80ZM100 150H101V149H100ZM144 150H143V151H144ZM161 150H162V149H160V151H161ZM173 150H174V149H173ZM178 150H179V149H178ZM180 150H181V149H180ZM180 150H179V151H180ZM183 150H184V149H183ZM26 151H27V150H26ZM29 151H30V149H29ZM33 151H34V150H33ZM33 151H32V152H33ZM48 151H49V150H48ZM63 151H64V150H63ZM67 151H68V150H67ZM81 151H82V150H81ZM129 151H130V150H128L127 152H129ZM131 151H132V150H131ZM148 151L150 152V149H149ZM164 151H165V150H164ZM167 151H168V150H167ZM169 151H170V150H169ZM4 152H5V151H4ZM34 152H35V151H34ZM44 152H45V151H44ZM52 152H53V151H52ZM68 152H69V151H68ZM82 152H83V151H82ZM97 152H98V151H97ZM108 152H109V151H108ZM136 152H137V151H136ZM145 152H146V151H145ZM161 152H162V151H161ZM181 152H182V151H181ZM184 152H185V151H184ZM189 152H190V151H189ZM30 153H31V152H30ZM64 153H67V152L65 151ZM80 153H81V152H80ZM95 153H96V152H95ZM99 153H101V152H99ZM102 153H104V151H103ZM121 153H122V152H121ZM131 153H134V151L131 152ZM142 153H143V152H142ZM163 153H164V152H163ZM166 153H167V152H166ZM176 153H177V152H176ZM2 154H3V153H2ZM6 154H7V153H6ZM17 154H18V153H17ZM27 154H28V153H27ZM59 154H61V153H59ZM76 154H77V153H76ZM83 154H84V153H83ZM85 154H86V153H85ZM93 154H94V153H93ZM115 154H116V153H115ZM123 154H124V153H123ZM136 154H137V153H136ZM183 154H185V153H183ZM186 154H187V152H186ZM3 155H4V154H3ZM8 155H9V154H8ZM19 155H20V154H19ZM30 155H31V154H30ZM48 155H49V154H48ZM53 155H54V154H52V156H53ZM66 155H68V153H67ZM66 155H65V156H66ZM81 155H82V154H81ZM86 155H87V154H86ZM86 155H85V156H86ZM141 155H142V154H141ZM154 155H155V154H154ZM154 155H153V156H154ZM167 155H168V154H167ZM170 155H171V154H170ZM181 155H182V154H181ZM193 155H194V154H193ZM23 156H24V155H23ZM28 156H29V155H28ZM57 156H58V155H57ZM69 156H71V155H69ZM69 156H68V159L70 158ZM73 156H74V154H73ZM123 156H124V155H123ZM132 156H133V155H132ZM149 156H150V154H149ZM160 156H161V153H160ZM162 156H163V155H162ZM162 156H161V157H162ZM4 157H6V156H4ZM12 157H13V156H12ZM14 157H15V155H14ZM26 157H27V156H26ZM78 157H79V156H78ZM101 157H103V156H101ZM111 157H112V156H111ZM116 157H117V156H116ZM119 157H120V156H119ZM119 157H118V158H119ZM134 157H135V156H134ZM16 158H17V157H16ZM55 158H58V157H55ZM71 158H72V157H71ZM76 158H77V157H76ZM81 158H83V157H81ZM89 158H90V157H89ZM92 158H93V157H92ZM95 158H97V157H95ZM98 158H99V157H98ZM113 158H114V157H113ZM113 158H112V159L110 158V159L113 160ZM132 158H133V157H132ZM143 158H144V156H143ZM143 158H142V159H143ZM145 158H146V157H145ZM150 158H151V157H150ZM155 158H156V157H155ZM176 158H177V157H176ZM61 159H62V158H61ZM66 159H67V158H66ZM68 159H67V160H68ZM101 159H102V158H101ZM125 159H126V158H125ZM128 159H129V157H128ZM136 159H137V158H136ZM140 159H141V158H140ZM151 159H152V158H151ZM157 159H159V158H157ZM157 159H156V160H157ZM165 159H167V158H165ZM0 160H1V159H0ZM23 160H24V159H23ZM31 160H32V159H31ZM49 160H50V159H49ZM49 160H47V162H48ZM62 160H63V159H62ZM62 160H61L60 162H62ZM74 160H75V159H74ZM78 160H79V158H78ZM96 160H97V159H96ZM104 160H105V157H104ZM108 160H109V159H108ZM132 160H133V159H132ZM137 160H138V159H137ZM147 160H148V159H147ZM147 160H146V161H147ZM154 160H155V159H154ZM156 160H155V161H156ZM170 160H171V159H170ZM211 160H212V159H211ZM11 161H12V160H11ZM21 161H22V160H21ZM29 161H30V159H29ZM51 161H52V160H51ZM57 161H58V159H57ZM76 161H77V160H76ZM113 161H114V160H113ZM116 161H117V160H116ZM126 161H127V160H126ZM135 161H136V160H135ZM160 161H162V160H160ZM165 161H168V160H165ZM165 161H164V162H165ZM171 161H172V160H171ZM24 162H25V161H24ZM27 162H28V161H27ZM52 162H54V161H52ZM72 162H74V161H72ZM72 162H70V163H72ZM80 162H81V160H80ZM83 162H85V161H83ZM101 162H102V161H100L99 163H101ZM121 162H122V161H121ZM143 162H144V161H143ZM148 162H149V161H148ZM162 162H163V161H162ZM162 162H160V163H162ZM204 162H205V161H204ZM212 162H213V161H212ZM216 162H217V161H216ZM36 163H37V162H36ZM56 163H57V162H56ZM56 163L53 164V165L56 166V165H57ZM78 163H79V162H78ZM118 163H120V162H118ZM123 163L125 164V162H123ZM123 163H122V164H123ZM134 163H135V162H134ZM149 163H150V162H149ZM206 163H208V162L206 161ZM45 164H46V163H45ZM47 164H48V163H47ZM47 164L44 165V166H47ZM62 164H63V163H62ZM68 164H69V163H68ZM73 164H74V163H73ZM73 164H72V165H73ZM75 164H76V163H75ZM85 164H87V163H85ZM89 164H90V163H89ZM101 164H102V163H101ZM107 164H108V163H107ZM115 164H117V163H115ZM115 164H113V165H115ZM128 164H129V162H128ZM138 164H139V163H138ZM140 164H141V163H140ZM144 164H145V163H144ZM146 164H147V163H146ZM155 164H156V163H155ZM195 164H196V163H195ZM33 165H34V164H33ZM72 165H70V166H72ZM87 165H88V164H87ZM92 165H93V164H92ZM94 165H95V164H94ZM97 165H98V164H97ZM97 165H96V166H97ZM108 165H110V164H108ZM141 165H142V164H141ZM164 165H165V164H164ZM49 166H50V164H49ZM62 166H63V165H62ZM68 166H69V165H68ZM68 166H67V167H68ZM74 166H75V165H74ZM96 166H95V167H96ZM98 166H100V165H98ZM115 166H116V165H115ZM117 166H118V165H117ZM123 166H124V165H123ZM126 166H127V165H126ZM128 166H129V165H128ZM138 166H139V165H138ZM148 166H149V165H148ZM187 166H188V165H187ZM10 167H11V166H10ZM26 167H27V166H26ZM47 167H48V166H47ZM52 167H53V166H52ZM65 167H66V165H65ZM88 167H89V166H88ZM90 167H91V166H90ZM92 167H93V166H92ZM92 167H91V168H92ZM107 167H108V166H107ZM113 167H114V166H113ZM141 167H142V166H141ZM143 167H144V166H143ZM166 167H167V165H166ZM193 167H194V166H193ZM201 167H202V166H201ZM54 168H55V167H54ZM61 168H62V167H61ZM63 168H64V167H63ZM70 168H71V167H70ZM91 168H90V169H91ZM97 168H99V167H97ZM115 168H116V167H115ZM119 168H121V167H119ZM119 168H118V169H119ZM128 168H129V167H128ZM136 168H137V165H136ZM145 168H146V167H145ZM147 168H148V167H147ZM150 168H151V166H150ZM155 168H157V167L155 166ZM196 168H197V166H196ZM22 169H23V168H22ZM30 169H31V167H30ZM46 169H47V168H46ZM50 169H51V168H50ZM52 169H53V168H52ZM59 169H60V168H59ZM67 169H68V168H67ZM73 169H74V168H73ZM73 169H72V170H73ZM93 169H94V168H93ZM93 169H91V170H93ZM104 169H105V168H104ZM104 169H103V170H104ZM118 169H117V170H118ZM130 169H131V168H130ZM132 169H133V168H132ZM164 169H165V168H164ZM190 169H191V168H190ZM192 169H193V168H192ZM17 170H18V169H17ZM19 170H21V169L19 168ZM43 170H44V169H43ZM63 170H64V169H63ZM72 170H71V171H72ZM79 170H80V169H79ZM82 170H83V168H82ZM88 170H89V169H88ZM91 170H90V171H91ZM108 170H109V169H108ZM133 170H135V168H134ZM133 170H132V171H133ZM137 170H138V169H137ZM143 170H144V169H143ZM145 170H147V169H145ZM151 170H152V169H151ZM22 171H23V170H22ZM35 171H36V170H35ZM41 171H42V170H41ZM64 171H65V170H64ZM74 171H75V170H74ZM74 171H73V172H74ZM84 171H85V170H84ZM90 171H89V172H90ZM94 171H95V170H94ZM101 171H102V170H101ZM115 171H116V170H115ZM127 171H128V170H127ZM165 171H166V170H165ZM6 172H7V171H6ZM25 172H26V171H25ZM25 172H24L23 174H26ZM28 172H31V171H28ZM32 172H33V171H32ZM42 172H43V171H42ZM47 172H48V171H47ZM78 172H79V171H78ZM78 172H77V173H78ZM106 172H107V171H106ZM130 172H131V171H130ZM137 172H138V171H137ZM141 172H142V171H141ZM157 172H158V171H157ZM160 172H161V171H160ZM187 172H188V171H187ZM192 172H194V171H192ZM34 173H35V172H33V174H34ZM79 173H80V172H79ZM82 173H83V172H82ZM82 173H81V174H82ZM95 173H96V172H95ZM95 173H94V175H95ZM98 173H99V172H98ZM104 173H105V172H104ZM111 173H113V172H111ZM116 173H117V172H115V174H116ZM122 173L124 174V172H121V176H122ZM134 173H135V172H134ZM161 173H163V171H162ZM27 174H28V173H27ZM31 174H32V173H31ZM47 174H48V173H47ZM56 174H57V172H56ZM58 174H59V173H58ZM101 174H102V173H101ZM117 174H118V173H117ZM147 174H148V173H147ZM159 174H160V173H159ZM159 174L156 173V175H158V176H159ZM163 174H164V173H163ZM0 175H1V174H0ZM6 175H7V174H6ZM14 175H15V174H14ZM18 175H19V174H18ZM41 175H42V173H41ZM63 175H64V174H63ZM69 175H70V174H69ZM71 175H72V174H71ZM71 175H70V176H71ZM105 175H106V174H105ZM105 175H104V177H105ZM107 175H108V174H107ZM133 175H134V174H133ZM144 175H146V174H144ZM152 175H153V174H152ZM152 175H151V177H152ZM154 175H155V174H154ZM160 175H161V174H160ZM10 176H11V175H10ZM16 176H17V175H16ZM45 176H46V175H45ZM47 176H48V175H47ZM54 176H55V175H54ZM67 176H68V175H67ZM73 176H74V175H73ZM83 176H84V175H83ZM83 176H82V177H83ZM98 176H99V175H98ZM98 176H97V177H98ZM100 176H101V175H100ZM108 176H109V175H108ZM108 176H107V177H108ZM110 176H112V175H110ZM135 176H136V175H135ZM146 176H147V175H146ZM68 177H69V176H68ZM68 177H67V178H68ZM71 177H72V176H71ZM71 177H69V179H70ZM75 177H76V176H75ZM87 177H88V176H87ZM95 177H96V175H95ZM102 177H103V176H102ZM114 177H115V176H114ZM118 177H120V176L118 175ZM128 177H129V176H128ZM140 177H141V176H140ZM143 177H144V176H143ZM154 177H155V176H154ZM14 178H15V177H14ZM23 178H24V177H23ZM23 178H22V179H23ZM33 178H34V177H33ZM35 178H36V176H35ZM37 178H38V177H37ZM40 178H41V177H40ZM53 178H55V177H53ZM111 178H112V177H111ZM115 178H116V177H115ZM144 178H145V177H144ZM163 178H164V177H163ZM30 179H31V178H30ZM59 179H60V178H59ZM62 179H63V178H62ZM92 179H93V178H92ZM101 179H102V178H101ZM106 179H107V178H106ZM124 179H125V178H124ZM126 179H127V178H126ZM126 179H125V180H126ZM146 179H147V178H146ZM151 179H152V178H151ZM172 179H173V178H172ZM12 180H13V179H12ZM50 180H51V179H50ZM52 180H53V179H52ZM65 180H66V179H65ZM70 180H71V179H70ZM74 180H75V179H74ZM80 180H81V179H80ZM84 180H85V179H84ZM87 180H88V179H87ZM97 180H98V179H97ZM117 180H118V179H117ZM159 180L161 181V179H159ZM213 180H215V179H213ZM35 181H36V180H35ZM39 181H40V179H39ZM39 181H38V182H39ZM54 181H55V180H54ZM58 181H59V180H58ZM82 181H83V180H82ZM132 181H133V180H132ZM138 181H140V180H138ZM148 181H150V180H148ZM154 181L157 182L158 180H154ZM163 181H164V180H163ZM220 181H222V180H220ZM11 182H12V181H11ZM41 182H42V181H41ZM48 182H49V181H48ZM59 182H60V181H59ZM72 182H73V181H72ZM91 182H92V181H91ZM113 182H114V180H113ZM117 182H118V181H117ZM125 182H126V181H125ZM134 182H135V181H134ZM150 182H151V181H150ZM156 182H155V183H156ZM158 182H159V181H158ZM169 182H170V181H169ZM209 182H210V181H209ZM218 182H219V181H218ZM9 183H10V182H9ZM9 183H8V184H9ZM13 183H14V182H13ZM20 183H21V182H20ZM50 183H51V182H50ZM56 183H57V182H56ZM68 183H69V182H68ZM75 183H76V180H75ZM86 183L88 184V181H87ZM131 183H132V182H130L129 184H131ZM146 183H147V182H146ZM146 183H145V185H146ZM173 183H174V182H173ZM0 184H1V182H0ZM3 184H5V183H3ZM14 184H15V183H14ZM17 184H18V182H17ZM54 184H55V183H54ZM54 184H53V185H54ZM63 184H65V183H63ZM73 184H74V183H72V185H73ZM78 184L80 185L81 183H78ZM100 184H101V183H100ZM109 184H110V183H109ZM115 184H116V183H115ZM122 184H123V183H122ZM122 184H121V185H122ZM138 184H140V183H138ZM148 184H149V183H148ZM162 184H163V183H162ZM168 184H169V183H168ZM205 184H206V183H205ZM208 184H210V183H208ZM19 185H21V184H19ZM32 185H33V184H32ZM43 185H44V184H43ZM69 185H70V184H69ZM72 185H71V188L73 187ZM98 185H99V183H98ZM117 185H118V184H117ZM127 185H128V184H127ZM135 185H136V184H135ZM140 185H141V184H140ZM142 185H143V184H142ZM165 185H166V184H165ZM170 185H171V183H170ZM173 185H174V184H173ZM12 186H13V185H12ZM44 186H45V185H44ZM49 186H50V185H49ZM49 186H48V187H49ZM83 186H84V185H83ZM85 186H86V185H85ZM87 186H88V185H87ZM89 186H90V185H89ZM101 186H102V185H101ZM122 186H124V185H122ZM143 186H144V185H143ZM151 186H152V185H151ZM157 186H158V185H157ZM209 186H210V185H209ZM215 186H216V185L214 184V187H215ZM6 187H7V186H6ZM6 187H4V188L6 189ZM9 187H10V186H9ZM22 187H23V186H22ZM50 187H51V186H50ZM50 187H49V188H50ZM53 187H54V186H53ZM53 187H52V188H53ZM69 187H70V186H69ZM76 187H77V185H76ZM91 187H92V186H91ZM94 187H95V186H94ZM102 187H104V186H102ZM105 187H107V186H105ZM110 187H111V186H110ZM112 187H114V186H112ZM130 187H131V186H130ZM178 187H180V186H178ZM212 187H213V186H212ZM4 188H3V189H4ZM83 188H84V187H83ZM83 188H82V189H83ZM96 188H97V187L94 188V191L96 190ZM116 188H117V187H116ZM118 188H119V187H118ZM126 188H127V187H126ZM138 188H139V187H138ZM142 188H143V187H142ZM142 188H141V189H142ZM160 188H161V187H160ZM13 189H14V188H13ZM21 189H22V188H21ZM33 189H34V188H33ZM54 189H55V188H54ZM73 189H74V187H73ZM79 189H80V188H79ZM106 189H107V188H106ZM109 189H111V188H109ZM167 189H168V188H167ZM169 189H170V188H169ZM179 189H180V188H179ZM214 189H215V188H214ZM9 190H10V189H9ZM28 190H29V189H28ZM43 190H45V189H43ZM46 190H47V188H46ZM68 190H69V189H68ZM70 190H72V189H70ZM74 190H75V189H74ZM74 190H73V191H74ZM77 190H78V189H77ZM86 190H87V189H86ZM97 190H98V189H97ZM118 190H120V188H119ZM118 190H117V191H118ZM124 190H125V189H124ZM127 190H128V189H127ZM131 190H132V189H131ZM131 190H129L128 194L130 193ZM137 190H138V189H137ZM143 190H145V188H144ZM152 190H153V188H152ZM155 190H156V189H155ZM174 190H175V189H174ZM181 190H182V189H181ZM1 191H2V190H1ZM15 191H16V190H15ZM55 191H56V189H55ZM57 191H58V190H57ZM64 191H65V190H64ZM64 191H63V192H64ZM66 191H67V190H66ZM84 191H85V189H84ZM89 191H90V190H89ZM109 191H110V190H109ZM109 191H107V193L110 194ZM113 191H114V190H113ZM121 191H122V190H121ZM138 191H139V190H138ZM163 191H164V190H163ZM171 191H172V190H171ZM2 192H3V191H2ZM19 192H20V191H19ZM19 192H18V193H19ZM29 192H30V191H29ZM34 192H35V191H34ZM41 192H42V191H41ZM91 192H92V191H91ZM97 192H99V191H97ZM97 192H96V193H97ZM122 192H123V191H122ZM139 192H140V191H139ZM142 192H143V191H142ZM142 192H141V193H142ZM12 193H13V192H12ZM72 193H73V192H72ZM76 193H77V192H76ZM76 193H75V194H76ZM79 193H80V191H79ZM81 193H82V191H81ZM83 193H84V192H83ZM93 193H94V192H93ZM107 193H106L105 195H107ZM112 193H113V192H112ZM137 193H138V192H137ZM144 193H145V192H144ZM144 193H142V194H144ZM147 193H148V192H147ZM160 193H161V192H160ZM166 193H167V192H166ZM172 193H173V191H172ZM4 194H5V193H4ZM8 194H9V192H8ZM19 194H20V193H19ZM38 194H40V193H38ZM49 194H52V193H49ZM63 194L66 195L65 192H64ZM63 194H62V195L59 194V195L64 196ZM67 194H68V193H67ZM99 194L101 195V193H99ZM122 194H123V193H122ZM122 194H121V195H122ZM174 194H175V193H174ZM176 194H177V193H176ZM182 194L184 195V193H182ZM2 195H3V194H2ZM27 195H28V194H27ZM40 195H41V194H40ZM71 195H73V194H71ZM71 195H70V196H71ZM80 195H81V194H80ZM80 195H79V198H80ZM84 195H85V194H84ZM103 195H104V194H103ZM135 195H137V194H135ZM135 195H133V196H135ZM144 195H145V194H144ZM169 195H170V194H169ZM172 195H173V194H172ZM178 195H179V194H178ZM17 196H18V195H17ZM30 196H31V195H30ZM43 196H44V195H43ZM43 196H42V197H43ZM54 196H55V195H54ZM81 196H82V195H81ZM101 196H102V195H101ZM127 196H128V195H127ZM164 196H165V195H164ZM181 196H182V195H181ZM31 197H32V196H31ZM37 197H38V196H37ZM51 197H52V195H51ZM55 197L57 198V196H55ZM66 197H69V196L67 195ZM71 197H72V196H71ZM71 197H70V198H71ZM74 197H75V196H74ZM84 197H85V196H84ZM93 197H94V196H93ZM96 197H97V196H96ZM99 197H100V196H99ZM112 197H113V196H112ZM118 197H119V196H118ZM135 197H137V196H135ZM162 197H163V196H162ZM169 197H170V196H169ZM169 197H168V199H169ZM14 198H15V197H14ZM38 198H39V197H38ZM45 198H46V197H45ZM75 198H77V197H75ZM75 198H74V199H75ZM166 198H167V197H166ZM180 198H181V197H180ZM19 199H20V198H19ZM51 199H52V198H51ZM64 199H65V198H64ZM74 199H73V200H74ZM80 199H81V198H80ZM106 199H107V197H106ZM128 199H129V198H128ZM162 199H163V198H162ZM174 199H175V198H174ZM177 199H178V197H177ZM184 199H185V198H184ZM28 200H29V199H28ZM38 200H39V199H38ZM40 200H43V198H42V199L40 198ZM52 200H53V199H52ZM61 200H62V199H61ZM77 200H78V199H77ZM82 200H83V199H82ZM96 200H97V198H96ZM102 200H103V199H102ZM104 200H105V199H104ZM111 200H112V199H111ZM113 200H114V199H113ZM124 200H125V198H124ZM124 200H123V201H124ZM159 200H160V199H159ZM172 200H173V199H172ZM172 200H171V201H172ZM175 200H176V199H175ZM16 201H17V199H16ZM24 201H26L25 198H24ZM47 201H48V200H47ZM56 201H57V200H56ZM85 201H86V200H85ZM109 201H110V200H109ZM109 201H108V202H109ZM37 202H38V201H37ZM92 202L96 203L95 201H92ZM121 202H122V199H121ZM169 202H170V201H169ZM1 203H2V202H1ZM4 203H5V202H4ZM27 203H28V202H27ZM40 203H41V202H40ZM51 203H52V201H51ZM62 203H63V202H62ZM69 203H70V202H69ZM78 203H79V202H78ZM104 203H105V202H104ZM112 203H113V202H111V204H112ZM116 203H117V202H116ZM119 203H120V202H119ZM130 203H131V202H130ZM161 203H162V202H161ZM174 203H175V201H174ZM11 204H12V203H11ZM23 204H26V203L24 202ZM43 204H44V203H43ZM52 204H53V203H52ZM65 204H66V203H65ZM67 204H68V203H67ZM82 204H84V203H82ZM85 204H86V203H85ZM102 204H103V203H102ZM113 204H114V203H113ZM122 204H123V202H122ZM159 204H160V203H159ZM191 204H192V203H191ZM2 205H3V204H2ZM6 205H7V204H6ZM9 205H10V204H9ZM13 205H14V204H13ZM17 205H18V204H17ZM28 205H29V204H28ZM32 205H33V204H32ZM37 205H38V204H37ZM60 205H61V204H60ZM69 205H70V204H69ZM69 205H68V206H69ZM97 205H98V204H97ZM99 205H100V204H99ZM105 205H106V204H105ZM115 205H116V204H115ZM176 205H177V204H176ZM186 205H187V204H186ZM0 206H1V205H0ZM11 206H12V205H11ZM21 206H22V205H21ZM50 206H51V205H50ZM54 206H55V205H54ZM68 206H66V207H68ZM75 206H76V205H74V207H75ZM92 206H93V205H92ZM103 206H104V205H103ZM110 206H111V205H110ZM173 206H174V205H173ZM177 206H178V205H177ZM189 206H190V205H189ZM8 207H9V206H8ZM41 207H42V206H41ZM43 207H44V206H43ZM71 207H72V206H71ZM79 207H80V206H79ZM81 207H82V206H81ZM87 207H88V206H87ZM90 207H91V206H90ZM112 207H114V206H112ZM119 207H120V206H119ZM121 207H122V206H121ZM158 207H159V206H158ZM158 207H157V210H158ZM193 207H195V206H193ZM32 208H33V207H32ZM77 208H78V207H77ZM82 208H83V207H82ZM94 208H95V205H94ZM96 208H97V207H96ZM107 208H109V207H107ZM107 208H106V209H107ZM117 208H118V207H117ZM155 208H156V207H155ZM155 208H154V209H155ZM162 208H163V207H162ZM162 208H161V209H162ZM176 208H177V207H176ZM198 208H199V207H198ZM7 209H8V208H7ZM12 209H13V208H12ZM27 209H28V208H27ZM29 209H30V208H29ZM36 209H37V208L35 207V210H36ZM51 209H52V208H51ZM60 209H61V208H60ZM69 209H70V208H69ZM84 209H85V208H84ZM84 209H82V210H84ZM97 209H98V208H97ZM103 209H104V208H103ZM109 209H110V208H109ZM114 209H115V208H114ZM166 209H167V208H166ZM19 210H20V209H19ZM35 210H34V211H35ZM39 210H40V209H39ZM49 210H50V209H49ZM57 210H58V209H57ZM73 210H74V209H73ZM91 210H92V209H91ZM91 210L89 209V212H91ZM95 210H96V209H95ZM117 210H118V209H117ZM117 210H116V211H117ZM121 210H122V209H121ZM163 210H164V209H163ZM163 210H162V211H163ZM170 210H171V209H170ZM172 210L174 211V209H172ZM172 210H171V211H172ZM186 210H187V209H186ZM186 210H185V211H186ZM190 210H191V209H190ZM194 210H195V209H194ZM1 211L3 212V210H1ZM44 211H45V210H44ZM58 211H59V210H58ZM60 211H61V210H60ZM64 211H65V210H64ZM71 211H72V210H71ZM77 211H78V210H77ZM80 211H81V210H80ZM92 211H93V210H92ZM107 211H108V209H107ZM171 211H170V213H171ZM188 211H189V209H188ZM6 212H8V211H6ZM18 212H19V211H18ZM20 212H21V210H20ZM20 212H19V213H20ZM23 212H24V211H23ZM23 212H22V213H23ZM25 212H26V210H25ZM48 212H49V211H48ZM78 212H79V211H78ZM89 212H86V213H89ZM94 212H95V215L98 213L97 211H94ZM96 212H97V213H96ZM152 212H153V210H152ZM152 212H151V213H152ZM176 212H178L177 209H176ZM19 213H18V215H19ZM26 213H27V212H26ZM26 213H24V216H25ZM36 213H37V212H36ZM44 213H45V212H44ZM67 213H69V212L67 211ZM74 213H75V211H74ZM84 213H85V211H84ZM84 213H83V214H84ZM104 213H105V212H104ZM104 213H103V214H104ZM109 213H110V212H109ZM114 213H115V212H114ZM155 213H156V212H155ZM6 214H7V213H6ZM40 214H42V213L40 212ZM40 214H38V215H40ZM52 214H53V213H52ZM167 214H168V210H167ZM173 214H174V213H173ZM180 214H181V213H180ZM189 214H190V213H189ZM1 215H2V214H1ZM14 215H15V213H14ZM20 215H21V214H20ZM20 215H19V216H20ZM22 215H23V214H22ZM26 215H27V214H26ZM68 215H69V214H68ZM75 215H76V214H75ZM77 215H78V213H77ZM85 215H88V214H85ZM93 215H94V214H93ZM107 215H108V213H107ZM154 215H155V214H154ZM162 215H163V214H162ZM171 215H172V214H171ZM175 215L177 216L176 213H175ZM184 215H185V214H184ZM8 216H9V215H8ZM11 216H12V214H11ZM43 216H44V215H43ZM49 216H50V215H49ZM58 216H59V215H58ZM61 216H62V215H61ZM66 216H67V215H66ZM69 216H70V215H69ZM79 216H80V214H79ZM82 216H84V215H82ZM82 216H81V217H82ZM104 216H105V215H104ZM149 216H150V215H149ZM149 216H148V217H149ZM155 216H156V215H155ZM155 216H154V217H155ZM192 216H193V215H192ZM4 217H5V216H3V218L0 219V222H1V223L5 220ZM15 217H16V216H15ZM22 217H23V216H22ZM87 217L89 218V216H87ZM87 217H86V218H87ZM90 217H91V216H90ZM98 217H99V216H98ZM157 217H158V216H157ZM170 217H171V216H170ZM184 217H185V216H184ZM189 217H191V216L189 215ZM11 218H12V217H11ZM13 218H14V217H13ZM33 218H34V217H33ZM33 218H32V220H33ZM39 218H40V217H39ZM41 218H42V217H41ZM41 218H40V219H41ZM47 218H48V216H47ZM47 218H46V219H47ZM54 218H55V217H54ZM64 218L67 219V217H64ZM83 218H84V217H83ZM88 218H87V220H88ZM101 218H102V216H101ZM155 218H156V217H155ZM155 218H154V219H155ZM175 218H176V217H175ZM6 219H7V218H6ZM30 219H31V218H30ZM37 219H38V218H37ZM50 219H52V218H50ZM61 219H62V217H61ZM80 219H81V218H80ZM172 219H173V218H172ZM186 219H187V218H186ZM18 220H19V218H18ZM28 220H29V219H28ZM32 220H31V221H32ZM57 220H58V223H59V220H60V219H57ZM77 220H78V219H77ZM82 220H83V219H82ZM85 220H86V219H85ZM161 220H162V219H161ZM174 220H177V219H174ZM178 220H180V219L178 218ZM182 220H183V219H182ZM6 221H8V219H7ZM10 221H12V220H10ZM10 221H9V222H10ZM20 221H21V219H20ZM20 221H18V222H20ZM24 221H25V219H24ZM29 221H30V220H29ZM48 221H49V219H48ZM62 221H63V220H62ZM66 221H68V220H66ZM79 221H80V220H79ZM148 221H149V220H148ZM151 221H152V220H151ZM170 221H171V220H169V222H170ZM13 222H15V220H14ZM16 222H17V221H16ZM39 222L41 223V221H38V223H39ZM44 222H45V221H44ZM55 222H57V221L55 220ZM70 222H71V221H70ZM70 222H69V223H70ZM84 222H85V221H84ZM89 222H90V221H89ZM173 222H174V221H173ZM179 222H180V221H179ZM11 223H12V222H11ZM25 223H27V222H25ZM64 223H65V221H64ZM76 223H77V222H76ZM80 223H81V222H80ZM85 223H87V222H85ZM170 223H171V222H170ZM170 223H169V224H170ZM175 223H176V222H175ZM4 224H5V221H4ZM33 224H34V223H33ZM36 224H37V221H36ZM41 224H42V223H41ZM62 224H63V223L61 222V226H62ZM71 224H72V222H71ZM73 224H74V223H73ZM87 224H88V223H87ZM150 224H151V222H150ZM171 224H173V223H171ZM14 225H15L14 229L16 230V224H14ZM18 225H19V223H18ZM29 225H30V224H29ZM31 225H32V224H31ZM38 225H40V224H38ZM46 225H47V224H46ZM46 225H45V226H46ZM58 225H59V224H58ZM58 225H57V227H58ZM8 226H9V225H8ZM22 226H23V223H22ZM36 226H37V225H36ZM41 226H42V225H41ZM43 226H44V225H43ZM52 226H53V225H52ZM52 226H51V227H52ZM54 226H55V225H54ZM73 226H74V225H73ZM88 226H89V225H88ZM152 226H153V225H152ZM11 227H12V224H11ZM31 227H32V226H31ZM33 227H34V226H33ZM51 227H50V228H51ZM80 227H81V225H80ZM84 227H85V226H84ZM86 227H87V226H86ZM7 228H8V227H7ZM20 228H21V226H20ZM22 228H23V227H22ZM41 228H42V227H41ZM53 228H56V227H53ZM63 228H64V227H63ZM67 228H68V227H67ZM146 228H149V227L147 226ZM1 229H2V227H1ZM3 229H4V228H3ZM39 229H40V228H39ZM69 229H70V228H69ZM78 229H80V228H78ZM5 230H6V229H5ZM10 230H11V229H10ZM15 230H14V231H15ZM46 230H47V229H46ZM46 230H45V231H46ZM50 230H51V229H50ZM53 230H54V229H53ZM55 230H56V229H55ZM59 230H60V228H59ZM70 230H71V229H70ZM75 230H76V229H75ZM82 230H83V229H81V232H82ZM149 230H150V229H149ZM18 231H19V230H18ZM24 231H26V230H24ZM42 231H43V230H42ZM63 231H64V230H63ZM68 231H69V230H68ZM141 231H142V230H141ZM35 232H37V231L35 230ZM46 232H47V231H46ZM51 232H52V231H51ZM70 232H71V231H70ZM70 232H69V233H70ZM77 232H78V231H77ZM142 232H143V231H142ZM142 232H141V233H142ZM144 232H145V231H144ZM200 232H201V230H200ZM4 233H5V232H4ZM7 233H8V231H7ZM10 233H12V232H10ZM14 233H15V232H14ZM17 233H19V232H17ZM22 233H23V232H22ZM24 233H25V232H24ZM29 233H30V232H29ZM57 233H58V232H57ZM57 233H56V234H57ZM61 233H63V232H61ZM65 233H66V232H65ZM75 233H76V232H75ZM78 233H79V232H78ZM201 233H202V232H201ZM204 233H205V232H204ZM151 234H152V233H151ZM26 235H27V237H26V236H25V237H26V240H27L28 237H29V236H28L29 234H26ZM57 235H58V234H57ZM69 235H71V234H69ZM73 235H74V234H72V236H73ZM144 235H145V234H144ZM201 235H202V234H201ZM23 236H24V235H23ZM30 236H33V235L30 234ZM62 236H63V235H62ZM39 237H40V236H39ZM141 237H142V236H141ZM29 238H30V237H29ZM71 238H72V237H71ZM71 238H69V239H71ZM20 239H21V238H20ZM31 239H32V237H31ZM64 239H65V238H64ZM66 239H67V238H66ZM66 239H65V240H66ZM69 239H68V240H69ZM136 239H137V238H136ZM138 239H140V241H141V238L138 237ZM207 239H208V238H207ZM207 239H206V240H207ZM21 240L24 242L23 239H21ZM21 240H20V241H21ZM26 240H25V241H26ZM40 240H42V239H40ZM40 240H39V241H40ZM170 240H171V239H170ZM203 240H204V239H203ZM29 241H30V240H29ZM32 241H33V240H32ZM37 241H38V239H37ZM37 241H36V242H37ZM44 241H45V240H44ZM137 241H139V240H137ZM175 241H176V240H175ZM135 242H136V241H135ZM164 242H165V241H164ZM17 243H19V241H18ZM24 243H25V242H24ZM31 243H32V242H30L29 245H28V243H26V244H27L28 246H30ZM70 243H71V242H70ZM166 243H167V242H166ZM172 243H173V242H172ZM177 243H178V242H177ZM34 244H35V243H34ZM104 244H105V243H104ZM112 244H113V242H112ZM116 244H117V243H116ZM120 244H121V243H120ZM129 244H130V243H129ZM131 244H132V243H131ZM131 244H130V245H131ZM137 244H138V242H137ZM170 244H171V242H170ZM174 244H176V243H174ZM15 245H16V243H15ZM15 245H14V246H15ZM21 245H22V244H21ZM23 245H24V244H23ZM23 245H22V246H23ZM27 245H26V246H27ZM32 245H33V243H32ZM36 245H37V244H36ZM38 245H39V244H38ZM41 245H42V244H41ZM101 245H102V243H101ZM109 245H110V244H109ZM114 245H115V244H114ZM122 245H123V244H122ZM132 245H133V244H132ZM132 245H131V246H132ZM24 246H25V245H24ZM26 246H25L24 248H26ZM110 246H111V245H110ZM115 246H116V245H115ZM133 246H134V245H133ZM136 246H137V245H135V247H136ZM139 246H140V245H139ZM162 246H163V245H162ZM71 247H74V245L71 246ZM107 247H109V246H107ZM116 247H117V246H116ZM219 247H220V246H219ZM0 248H1V247H0ZM19 248H20V247H19ZM19 248H18V249H19ZM21 248H22V247H21ZM21 248H20V249H21ZM27 248H28V247H27ZM66 248H67V247H66ZM69 248H70V247H69ZM125 248H126V247H125ZM159 248H160V247H159ZM159 248H158V249H159ZM167 248H168V246H167ZM224 248H226V247H224ZM12 249H13V248H12ZM18 249H17V250H18ZM20 249H19V250H20ZM29 249H30V248H29ZM33 249H38V247H37V248H35V247L33 248V247H32L31 250L33 251ZM106 249H107V248H106ZM111 249H112V248H111ZM114 249H115V247H114ZM116 249H117V248H116ZM134 249H135V248H134ZM164 249H166V248H164ZM216 249H217V248H216ZM0 250H1V249H0ZM42 250H43V249H42ZM70 250H71V249H69V251H70ZM76 250H77V249H76ZM78 250H79V248H78ZM138 250H139V248H138ZM161 250H163V249H161ZM226 250H227V249H226ZM14 251H15V250H14ZM14 251H13V252H14ZM20 251H21V250H20ZM110 251H111V250H110ZM123 251H124V250H123ZM136 251H137V250H136ZM217 251H218V250H217ZM0 252H1V251H0ZM8 252H9V251H8ZM8 252H6V253H8ZM11 252H12V251H11ZM23 252H24V251H23ZM30 252H31V251H30ZM74 252H75V251H74ZM14 253L16 254V252H14ZM38 253H40V252H38ZM72 253H73V252H72ZM111 253H112V252H111ZM117 253H118V252H117ZM132 253H133V252H132ZM8 254H9V253H8ZM8 254H7V255H8ZM15 254H13V255H15ZM19 254H20V253H19ZM25 254H27L26 251H25ZM133 254H134V253H133ZM217 254H218V253H217ZM1 255H3V253H2ZM4 255H5V254H4ZM10 255L12 256V254H10ZM10 255H9V257H10ZM42 255H43V254H41V256H42ZM125 255H126V254H125ZM41 256H40V257H41ZM45 256H46V255H45ZM68 256H69V255H68ZM113 256H114V255H113ZM127 256H129V255H127ZM210 256H211V255H210ZM13 257H14V256H13ZM15 257H16V256H15ZM15 257H14V258H15ZM17 257H18V256H17ZM17 257H16V258H17ZM22 257H23V256H22ZM25 257H26V256H25ZM38 257H39V256H38ZM38 257H37V254H36V258H34V259H37ZM61 257H62V256H61ZM65 257H66V255H65ZM116 257H117V255H116ZM129 257H130V256H129ZM211 257H212V256H211ZM0 258H2V256H1ZM18 258H19V257H18ZM31 258H32V257L29 256V259H31ZM48 258H49V257H48ZM70 258H71V257H70ZM121 258H123V257H121ZM125 258H126V257H125ZM130 258H132V257H130ZM29 259L27 258L28 261H29ZM44 259H45V258H44ZM212 259H213V258H212ZM0 260H2V259H0ZM17 260H18V259H17ZM63 260H64V259H63ZM106 260H107V259H106ZM2 261H3V260H2ZM13 261H14V260H13ZM30 261H32V260H30ZM30 261H29V262H30ZM35 261H36V260H35ZM40 261H41V259H40ZM75 261H77V260H75ZM114 261H115V260H114ZM25 262H26V261H25ZM38 262H39V261H38ZM48 262H49V261H48ZM67 262H68V261H67ZM107 262H108V261H107ZM109 262H110V260H109ZM109 262H108V263H109ZM1 263H3V262H1ZM6 263H8V261H7ZM16 263H17V262H16ZM31 263H32V262H31ZM69 263H70V261H69ZM210 263H211V262H210ZM10 264H11V263H10ZM13 264H14V263H13ZM37 264H38V263H37ZM66 264H67V263H66ZM72 264H73V263H72ZM79 264H80V263H79ZM208 264H209V263H208Z\"/></svg>",
	"mask_w": 264,
	"mask_h": 264
}]
</instances>
